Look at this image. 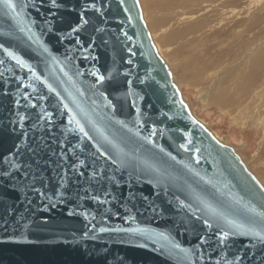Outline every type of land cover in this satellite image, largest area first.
<instances>
[{
  "label": "water",
  "instance_id": "water-1",
  "mask_svg": "<svg viewBox=\"0 0 264 264\" xmlns=\"http://www.w3.org/2000/svg\"><path fill=\"white\" fill-rule=\"evenodd\" d=\"M10 3L0 264H264V185L191 113L139 1Z\"/></svg>",
  "mask_w": 264,
  "mask_h": 264
},
{
  "label": "rangeland",
  "instance_id": "rangeland-1",
  "mask_svg": "<svg viewBox=\"0 0 264 264\" xmlns=\"http://www.w3.org/2000/svg\"><path fill=\"white\" fill-rule=\"evenodd\" d=\"M138 1L153 43L167 63L191 113L217 138L232 146L264 185V128L261 123L255 122V119L264 122V60L253 67L249 66L254 50L264 46V0H206L205 5H190L184 9L178 7L171 11L172 14L160 7L164 0ZM190 24L197 27L196 31H181ZM207 33L211 36L206 37ZM193 38H198V41L191 40ZM248 38L251 39L249 45L244 44L243 41ZM204 45L210 47L205 48ZM240 45H247L245 51L249 52V56ZM196 57L211 65L207 70L200 65L203 63L199 64L202 67L201 76L206 78L204 83L208 82L202 84L204 88L200 85L203 89L190 82L193 77L191 69L195 65L189 68L183 66V63ZM228 68L229 71L236 69L235 73L239 75L235 74L236 78L227 92L229 95L236 93L237 99L228 110H223L218 105L206 104L203 97L205 93H210L209 86L213 82L225 78ZM250 76L255 81L247 89L253 88L237 93L236 86L243 77L245 80Z\"/></svg>",
  "mask_w": 264,
  "mask_h": 264
},
{
  "label": "bare ground",
  "instance_id": "bare-ground-1",
  "mask_svg": "<svg viewBox=\"0 0 264 264\" xmlns=\"http://www.w3.org/2000/svg\"><path fill=\"white\" fill-rule=\"evenodd\" d=\"M204 1H206V0H164V2H163V4H161L160 3V7L162 8V9H166V11L167 12H169L170 14H172V12L171 11H173V10H175L176 8H181V9H184V8H186L187 6H192V5H198V4H201V3H203L204 4ZM212 1V0H211ZM205 5V4H204ZM215 10H217L216 8H215ZM184 11H186V10H184ZM176 14V13H175ZM173 16V15H172ZM172 17H170L169 19H171ZM153 19H155V18H153ZM168 19V20H169ZM197 24V23H196ZM199 26V25H198ZM249 26V25H248ZM200 27V26H199ZM196 29H197V27L193 24V25H189V26H187L185 29H183V30H181L182 32H185V33H191V32H194V31H196ZM177 31H179V30H177ZM174 33H176V32H174ZM174 33H172V34H174ZM171 34V33H170ZM178 34V33H177ZM194 34V33H193ZM179 35V34H178ZM178 35H176V36H178ZM184 36H186V34L184 35ZM184 36H180V37H184ZM195 36V35H194ZM193 36V37H194ZM206 35H204V37H205ZM209 36H211L210 35V33H207V36L206 37H209ZM192 37V36H191ZM161 38H162V36H161ZM194 39H196V38H193V39H191V40H194ZM198 39V38H197ZM196 39V40H197ZM198 41V40H197ZM250 41H251V39L250 38H248V39H246L245 41H243L244 42V44H247V45H249V43H250ZM243 44V43H242ZM247 45H240V47L241 46H243V47H241L242 49H243V51H245V46H247ZM204 47L205 48H209L210 46L209 45H204ZM256 48V47H255ZM205 50H208V49H205ZM250 50V49H249ZM250 51H253V50H250ZM244 53H249V52H247V51H245ZM252 53V52H251ZM254 55L253 56H251L250 57V59H249V66L250 67H253L254 65H256L257 63H259V62H263V60H264V46L263 47H257L255 50H254ZM246 54H244L243 56H245ZM250 54H247V56H249ZM193 56V55H192ZM246 57V56H245ZM194 59V58H193ZM200 63H203V62H201L200 61V58L199 57H196L194 60H190V61H188L186 64L185 63H183L184 65V68H189V66H194L192 69H191V73H192V78H191V81L190 82H192L193 84H197V87H198V85H199V89H203L204 87H205V85L204 86H202V84L204 83V81L206 80V78L205 77H203L202 78V76H201V71H202V67H200L199 66V64ZM206 63V62H205ZM203 63V64H200V65H203V69L204 68H206L207 70L209 69V68H211V65L210 64H208V63ZM245 64V63H244ZM260 64V63H259ZM213 66V65H212ZM259 67V66H258ZM213 68V67H212ZM207 70H205V72L207 71ZM227 70V71H226ZM225 71H226V75H225V78L221 81H216V82H213L210 86H209V88H210V93H205V96L203 97L204 98V101H205V103L206 104H208V103H210L209 105H211V103L212 104H214V105H218L221 109H223V110H228V108L229 107H231L233 104H235L236 103V97H235V95H236V93L234 94V95H232V94H230L229 95V93H227L230 89H229V87L230 86H232V84H233V82H234V78H236L235 77V74H237V73H235V71H236V69L234 70V68L233 69H230V71H229V68L228 69H226ZM224 71V72H225ZM234 71V72H233ZM223 72V74H225ZM240 73V75H241V72H239ZM252 73V72H251ZM203 74H204V72H203ZM222 74V73H221ZM238 75V74H237ZM239 76V75H238ZM241 76H243V75H241ZM223 77H224V75H223ZM247 77V76H246ZM216 78H218L217 76H216ZM205 79V80H204ZM220 79H221V77H220ZM240 79H242V78H240ZM255 79V78H254ZM251 76L249 77V78H247V79H245L244 80V77H243V82L241 83H239V85H237L236 86V92L237 91H239V92H242V91H246V90H248L249 88L251 89V88H253V86H251V87H249L248 89H247V86H250V83H252V81L254 80ZM188 80H190L189 78H188ZM211 80H213V78L211 79ZM217 80V79H216ZM245 81V82H244ZM255 81V80H254ZM205 83H208V82H205ZM204 83V84H205ZM255 84H256V82H254ZM210 84V83H209ZM236 84H237V81H236ZM203 87H201V86ZM233 87H235V85H233ZM233 89V88H232ZM235 91V90H234ZM249 91V90H248ZM251 91V90H250ZM239 92H237V93H239ZM243 93V92H242ZM245 94H247V93H245ZM244 94V95H245ZM243 95V94H242ZM239 103V102H238ZM255 122L257 123V124H259V123H261V126H263V128H264V122H260V121H257L256 119H255ZM219 139V138H218ZM220 140V139H219ZM221 141V140H220Z\"/></svg>",
  "mask_w": 264,
  "mask_h": 264
},
{
  "label": "snow or ice",
  "instance_id": "snow-or-ice-1",
  "mask_svg": "<svg viewBox=\"0 0 264 264\" xmlns=\"http://www.w3.org/2000/svg\"><path fill=\"white\" fill-rule=\"evenodd\" d=\"M6 2L8 3V7H13V5L10 3V0H6ZM53 3H55V0H53ZM99 79H100V80H103L104 77L101 76V77H99ZM81 131H83V128H81ZM225 235H227V234L225 233Z\"/></svg>",
  "mask_w": 264,
  "mask_h": 264
}]
</instances>
